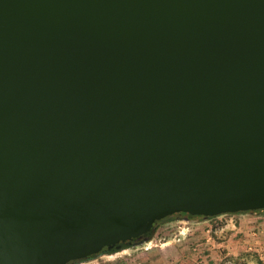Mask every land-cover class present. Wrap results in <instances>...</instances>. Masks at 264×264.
<instances>
[{"label":"water","instance_id":"obj_1","mask_svg":"<svg viewBox=\"0 0 264 264\" xmlns=\"http://www.w3.org/2000/svg\"><path fill=\"white\" fill-rule=\"evenodd\" d=\"M263 208L264 0H0V264Z\"/></svg>","mask_w":264,"mask_h":264},{"label":"rangeland","instance_id":"obj_2","mask_svg":"<svg viewBox=\"0 0 264 264\" xmlns=\"http://www.w3.org/2000/svg\"><path fill=\"white\" fill-rule=\"evenodd\" d=\"M184 216L185 214L169 215L167 219L155 227L152 234L148 237V241L144 243H136L123 251L104 252L100 255H95L97 258L96 261L94 260L95 262L93 261L95 257H93L84 259L76 264H110L112 262L115 263V260L123 264H215L223 256H236L239 253L246 252L230 249L228 245L214 247L211 246V243L206 242L200 237L190 240L189 237L192 233L200 236L203 227H210V221L194 217L185 220ZM184 227L186 229L180 234L179 232ZM218 235L221 237V233H218ZM168 240L170 244H178V250L175 247L174 249L171 245L159 246L160 243ZM168 248L171 250H168ZM151 250L158 251L159 257L152 258L150 255H147V252ZM177 251L178 253H176ZM104 254L106 256L115 255V257L113 259L110 258L112 260L106 261V256H101ZM148 256L149 258H147ZM257 258L260 260V263L256 262L252 254L242 259L245 261V264H264V258H259L258 256ZM224 264H228V261H225Z\"/></svg>","mask_w":264,"mask_h":264},{"label":"crops","instance_id":"obj_3","mask_svg":"<svg viewBox=\"0 0 264 264\" xmlns=\"http://www.w3.org/2000/svg\"><path fill=\"white\" fill-rule=\"evenodd\" d=\"M208 220L210 221V227L212 223L215 225L212 230L215 237L210 234V227H203L201 235L197 236L196 233H192L189 237L190 240L200 237L206 242L211 243V246L214 247L228 245L229 248L233 250L236 249L238 251L253 253L264 236V212L262 211H249L231 214L225 213L216 215L214 218ZM206 229L208 230L207 232L205 231ZM183 230L184 229H182L179 233L182 234ZM218 233H221V237H219ZM207 236H209V240H206ZM168 245H171L173 248L175 247L176 250H178V244H170L169 240L159 244V246ZM168 250L171 249L168 248ZM176 253H178V251ZM147 255H150L152 258L159 257L158 251L154 250L148 251ZM101 256H106V254ZM147 258H149V256ZM96 259L97 258L95 257L93 261H96ZM114 262L115 263L112 262L110 264H123L122 262H117L116 260Z\"/></svg>","mask_w":264,"mask_h":264},{"label":"trees","instance_id":"obj_4","mask_svg":"<svg viewBox=\"0 0 264 264\" xmlns=\"http://www.w3.org/2000/svg\"><path fill=\"white\" fill-rule=\"evenodd\" d=\"M259 210L262 211V210H264V208L263 209H256V210H252V211H259ZM240 212H249V211H239V212H236V213H240ZM262 212H264V211H262ZM229 214H231V213H229ZM167 217L168 216H166V217H164L162 219L165 220V219H167ZM191 217L202 218V219H206V220L214 218V216L202 217V216H196V215H193ZM214 226L215 225L212 223L211 227H210V230H209L210 234H212L213 237H215V234L212 232ZM250 254H252V256L256 260V262L260 263V260L257 258L256 254L254 252L253 253L245 252V253H239L236 256H232V255L223 256V257H221L220 261L218 263H215V264H224L225 261H228V264H245V261L242 258L250 256Z\"/></svg>","mask_w":264,"mask_h":264},{"label":"flooded vegetation","instance_id":"obj_5","mask_svg":"<svg viewBox=\"0 0 264 264\" xmlns=\"http://www.w3.org/2000/svg\"><path fill=\"white\" fill-rule=\"evenodd\" d=\"M180 214H185V213H182V212H176V213H173V214H171V215H180ZM190 218H191L190 215L185 214V216H184V219H185V220L190 219ZM163 221H164V219H161V220H159V221L154 225V227H153L152 230H151L150 235H151L152 232L154 231L155 227H156L159 223H161V222H163ZM148 237H149V236H148ZM142 238H143V236H141V237H139V238L131 239V240H130V244H129L127 247H130V246H133V245L136 244V243H139V241H140ZM148 239H149V238H148ZM148 239H147L146 241H148ZM122 245H125V244H122ZM97 255H100V254H97ZM83 260H84V259H81V260H74V261L67 262L66 264H76V263H78V262H80V261H83Z\"/></svg>","mask_w":264,"mask_h":264},{"label":"built area","instance_id":"obj_6","mask_svg":"<svg viewBox=\"0 0 264 264\" xmlns=\"http://www.w3.org/2000/svg\"><path fill=\"white\" fill-rule=\"evenodd\" d=\"M186 229V227L182 228ZM206 232L208 231L207 229L205 230ZM206 240H209V236H207ZM254 253L259 257V258H264V236L262 237L260 243L257 245V247L254 250ZM115 257V255H108L106 256V261L112 260ZM112 258V259H110Z\"/></svg>","mask_w":264,"mask_h":264}]
</instances>
